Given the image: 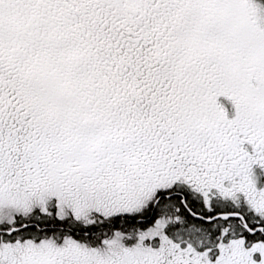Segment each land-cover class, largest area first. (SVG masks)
Instances as JSON below:
<instances>
[{
    "label": "snow or ice",
    "instance_id": "snow-or-ice-1",
    "mask_svg": "<svg viewBox=\"0 0 264 264\" xmlns=\"http://www.w3.org/2000/svg\"><path fill=\"white\" fill-rule=\"evenodd\" d=\"M0 264H264V0H0Z\"/></svg>",
    "mask_w": 264,
    "mask_h": 264
}]
</instances>
